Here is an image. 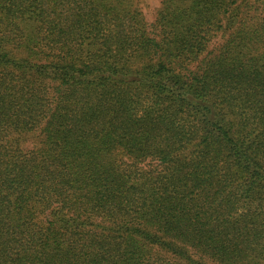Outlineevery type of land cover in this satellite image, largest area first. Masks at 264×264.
<instances>
[{"label":"trees","instance_id":"obj_1","mask_svg":"<svg viewBox=\"0 0 264 264\" xmlns=\"http://www.w3.org/2000/svg\"><path fill=\"white\" fill-rule=\"evenodd\" d=\"M0 264H264V0H0Z\"/></svg>","mask_w":264,"mask_h":264},{"label":"rangeland","instance_id":"obj_2","mask_svg":"<svg viewBox=\"0 0 264 264\" xmlns=\"http://www.w3.org/2000/svg\"><path fill=\"white\" fill-rule=\"evenodd\" d=\"M139 5L144 9L149 19H153L160 7V0H137ZM35 143V137L26 140L25 145L30 146Z\"/></svg>","mask_w":264,"mask_h":264}]
</instances>
